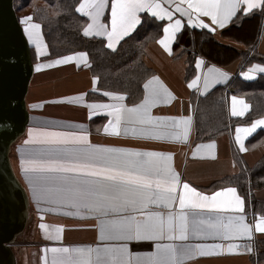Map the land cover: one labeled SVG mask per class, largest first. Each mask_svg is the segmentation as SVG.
<instances>
[{"label": "snow or ice", "instance_id": "snow-or-ice-1", "mask_svg": "<svg viewBox=\"0 0 264 264\" xmlns=\"http://www.w3.org/2000/svg\"><path fill=\"white\" fill-rule=\"evenodd\" d=\"M174 10L165 7L164 0H114L111 4V30L100 21L108 0H83L76 11L91 18L92 23L84 30V35H106L108 48H114L113 41H119L129 35L140 23L141 12H150L160 20L171 21L174 12L188 16V23L194 27L207 28L201 16L210 17L220 27L230 21L242 5H246L244 14L253 9L264 10V0H168ZM195 14V21L193 20ZM33 18L25 17L21 22L27 27L30 41L36 45L40 55H44L46 45L41 42V25L29 23ZM181 20L176 19L163 29L167 34L159 42L170 51L168 41L181 28ZM74 59L87 63L86 53L77 56H65L57 59L54 64H67ZM201 63H203L201 61ZM49 67L53 65H48ZM37 71L41 66H37ZM264 72V67L256 66L250 71ZM214 70L210 69V72ZM246 79H252L245 74ZM189 85L193 87L195 85ZM207 87V83L205 85ZM143 102L128 108L122 104H91L88 107L110 109L108 115L113 117L105 132L119 136L121 125L125 132L140 134L147 138L175 141L186 140L190 118L152 117L149 109L161 99L169 96L167 88L159 84L153 77L144 84ZM114 100L122 101L123 96H115L104 92ZM80 98H72L76 102ZM239 103L247 109L243 100L232 97V114L244 115L236 110ZM165 121H169L165 123ZM150 127H129V125ZM257 126H264V119L257 120L251 128L237 129L236 140L241 141L240 132L250 134ZM162 129H172L165 131ZM27 144L41 143L48 145H72L73 147H55L47 152L53 156L48 160L23 161L25 173H59L62 175L46 177L55 185L49 192H55L53 201L77 210L86 209L99 221V238L101 241H118L119 244L98 247H53L50 249V262L45 264H185V261L198 256L212 254L220 244L205 243H159L162 240L187 242L190 239L201 240L219 238L233 240L251 236L253 227L264 233V217L257 223L246 222L245 201L237 194V189L228 187L211 195H205L188 183H182L179 175L172 169L169 161L171 155L160 152H141L128 149L101 148L91 144L87 134L76 132H44L30 130ZM212 148L214 145H200ZM244 150V144H240ZM32 183V178L29 177ZM183 189L181 192L180 189ZM33 195L39 201L41 192L35 187ZM178 204V211L176 210ZM153 206L163 207L167 212L153 211ZM71 215V212L65 213ZM46 232L48 226L41 224ZM55 239H59L62 228H56ZM156 241V251L151 253H132L127 242ZM238 245L230 244L229 251ZM45 253L49 249L44 250Z\"/></svg>", "mask_w": 264, "mask_h": 264}, {"label": "crops", "instance_id": "crops-1", "mask_svg": "<svg viewBox=\"0 0 264 264\" xmlns=\"http://www.w3.org/2000/svg\"><path fill=\"white\" fill-rule=\"evenodd\" d=\"M114 0H108V7L105 8L100 21L108 25L109 31L111 30V4ZM165 7L169 11L174 10V5H169L168 0H164ZM179 2V0H177ZM83 3V0L81 1ZM80 3V4H81ZM79 4V5H80ZM79 7V6H78ZM246 5H242L237 14L228 21L224 27L214 24L210 17L201 16L200 19L208 25L207 28L193 26L188 23V16L181 15V13L174 12L171 21L165 18L160 20L158 17H153L150 12H141L140 23L129 34L124 36L119 41H113L114 48H109L114 51L118 48L119 44L126 37L130 36L141 24L143 14H147L158 22H163V29L169 24H174L176 19L181 20V28L178 29L168 41L169 49H166L159 41L164 39L167 35L163 31L162 37L155 43L151 44L147 51V57L151 66L155 69L153 77L158 78L159 84L167 88L169 96L161 99L157 104L149 109V114L152 117L164 118H190L188 126V136L186 140L175 141L171 139L156 140L147 138L140 134H132L130 131L125 132L124 125H121V134L119 136L105 132L104 129L109 126V121L113 120L111 115H108L110 109H96L88 107L91 104H122L128 108L134 107L143 102L140 101L135 105H128L126 97L122 94L109 92L115 96H123L124 100H114L111 96H105L103 93L107 91H100L98 89V79L90 72V62L87 55V63L74 59L67 64L55 65L57 59H62L65 56L46 59L49 51L43 33L41 30V42L46 47L43 49L44 55H40L36 45L29 39L28 32L25 31L27 25L22 23L29 44L32 47L34 54L37 57V62L34 63L33 77L29 86L27 94V108L29 111V123L23 137L12 148V166L19 180L25 187L29 202H30V217L31 222L27 229L26 235L32 234L31 241H28V251L26 254H20L24 264H28V258L32 260L33 264H45V258L50 262L52 253L50 251L53 247H98L112 244H119L118 241H101L99 238V221L96 220L93 214L89 213L86 209H80L78 214L77 210L62 204L54 203L56 199L55 192H49V188L55 187L53 183L46 180V177L62 175L59 173H25L23 161L25 160H48L53 158L47 150L55 147H73L72 145H48L41 143L27 144L25 141L30 138V130H42L44 132H76L78 134H87L92 145L101 148H116L128 149L141 152H160L166 156L171 155L172 159L169 161L172 169L179 175L182 183H188L197 191L211 195L217 191H222L225 188L233 187L226 186L218 189H213V185L223 181L227 177L239 174L241 171H248L252 168L261 158L264 157V144L248 146L249 139L256 133L264 131V126H257L256 130L250 134L240 132L242 140L237 141V129L251 128L257 120L264 119V117L256 119L249 125H240L230 131L228 135H223L217 140L194 143L195 127L193 109L191 106L190 98L194 92L199 96H205L210 93L215 87L226 85L230 79L235 76L238 70V63L229 64L228 66H218L207 63V61L198 57L196 61V74L189 81H185L186 65L184 59L175 58L173 47L177 40L178 35L185 26L205 30L217 37L219 42H226L228 46H234L229 40H222L221 34L224 30L231 26L233 20L242 11L243 15L250 16L252 13L261 10L259 8L253 9L251 12L244 14ZM80 15L87 19V25L92 23L91 18ZM195 21V14H193ZM29 23H35L30 21ZM86 25V27H87ZM262 31L259 36L256 51L264 55V16ZM85 27V28H86ZM84 28V30H85ZM88 37L102 38L108 44L106 35H89ZM238 49H241L238 47ZM85 53V52H79ZM78 53L70 54L77 56ZM69 56V55H66ZM201 61L203 63H201ZM41 66V70L37 71V66ZM48 65H53L49 67ZM256 66L264 67L262 65H253L247 71L241 73V77L245 81H252L257 78L259 74L264 72L250 71ZM211 70H214L210 72ZM245 74L251 75L252 79H246ZM151 77L149 80H152ZM148 80V81H149ZM147 81V82H148ZM196 82L193 87L189 85ZM146 82V83H147ZM207 83V87H205ZM145 90V89H144ZM93 94H100L103 99L96 98ZM146 94V93H145ZM145 96V95H144ZM238 100H243L249 107L244 108L243 105L237 103L236 110L243 111L244 115L236 116L232 114L233 104L232 97ZM79 97L76 102H70L72 98ZM144 99V98H143ZM250 111V105L245 99L235 95L230 91L228 96V112L232 118H243ZM169 121H165L168 123ZM129 127H150L142 125H129ZM165 131H172V129H162ZM244 144V150H241L240 144ZM212 144L214 147H199L200 145ZM29 177L32 178V183L29 182ZM41 192L42 198L37 201L33 195V188ZM235 188V187H234ZM182 192L183 189L181 188ZM237 194L245 201L241 194ZM256 200L264 203V189L254 192ZM153 211L167 212L163 207L153 206ZM178 211V204L176 207ZM71 212V215L65 213ZM246 222L250 225L255 218L258 223L261 217L254 212H247L245 202ZM41 224L48 226L47 232L40 227ZM56 228H62L63 231L59 233V239H55ZM264 240V233H261L253 227L251 236L239 237L233 240H223L219 238H209L195 240L190 239L187 242L168 241L162 240L159 243H205V244H220L222 248L215 249L212 254L207 256H198L191 260L185 261V264H264L257 263L256 259L259 253L257 248V241ZM129 250L132 253H151L156 251V241H130L127 242ZM230 244L238 245L229 251ZM45 249H49L45 253Z\"/></svg>", "mask_w": 264, "mask_h": 264}, {"label": "trees", "instance_id": "trees-1", "mask_svg": "<svg viewBox=\"0 0 264 264\" xmlns=\"http://www.w3.org/2000/svg\"><path fill=\"white\" fill-rule=\"evenodd\" d=\"M82 0H14V8L20 21L32 17V21L41 25L43 37L49 54L46 59L58 58L79 52L89 57L90 72L98 79L100 91L114 92L126 97L128 105L138 104L145 95L144 84L154 76L155 69L149 63L147 51L151 44L163 35V22H158L143 14L139 27L121 41L114 51L106 46L102 38L84 35L87 19L76 9ZM264 10H258L250 16L242 11L233 20L231 26L221 34L222 40L205 30L185 26L174 43L175 58L184 59L186 65L185 81L189 82L196 74L198 57L207 63L228 66L237 61L235 76L223 86L215 87L205 96L191 94L195 137L194 143L214 141L228 135L233 128L249 125L264 117V74L252 81H245L240 75L253 65L264 66V55L256 51V45L262 31ZM240 47L241 49H238ZM33 63L37 57L31 47ZM233 90L250 105L249 113L243 118H232L228 112V96ZM103 99L100 94H93ZM264 144V131L249 139L248 146ZM233 186L245 199L247 212L264 215V203L255 199L254 192L264 189V157L248 171L227 177L213 185V189ZM28 241L20 240L15 247L22 248V254L28 251ZM259 247L257 263L264 262V240L257 241ZM28 264H33L29 259ZM20 258L18 257V264Z\"/></svg>", "mask_w": 264, "mask_h": 264}, {"label": "water", "instance_id": "water-1", "mask_svg": "<svg viewBox=\"0 0 264 264\" xmlns=\"http://www.w3.org/2000/svg\"><path fill=\"white\" fill-rule=\"evenodd\" d=\"M33 72L31 46L14 0H0V264H18L13 248L32 218L11 155L29 123L26 98Z\"/></svg>", "mask_w": 264, "mask_h": 264}, {"label": "rangeland", "instance_id": "rangeland-1", "mask_svg": "<svg viewBox=\"0 0 264 264\" xmlns=\"http://www.w3.org/2000/svg\"><path fill=\"white\" fill-rule=\"evenodd\" d=\"M25 18V17H24ZM32 21V20H31ZM164 27V26H163ZM25 32V31H24ZM25 35H26V33H25ZM27 37V36H26ZM28 39V38H27ZM29 41V40H28ZM27 229V228H26ZM32 234H28V236L26 235V233H23L21 236H19L18 238H17V240H18V242L20 241V240H27V241H31V239H32V236H31ZM14 249V252H15V255L17 256V257H19V255L22 253V248H17V247H14L13 248ZM19 263L20 264H24L23 263V260H22V258H20V261H19Z\"/></svg>", "mask_w": 264, "mask_h": 264}]
</instances>
